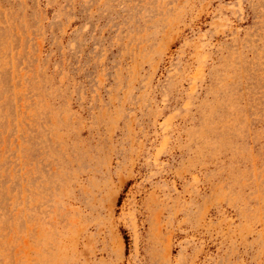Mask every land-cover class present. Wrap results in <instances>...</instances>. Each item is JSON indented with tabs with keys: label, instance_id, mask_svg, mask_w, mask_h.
<instances>
[{
	"label": "rangeland",
	"instance_id": "obj_1",
	"mask_svg": "<svg viewBox=\"0 0 264 264\" xmlns=\"http://www.w3.org/2000/svg\"><path fill=\"white\" fill-rule=\"evenodd\" d=\"M0 264H264V0H0Z\"/></svg>",
	"mask_w": 264,
	"mask_h": 264
}]
</instances>
